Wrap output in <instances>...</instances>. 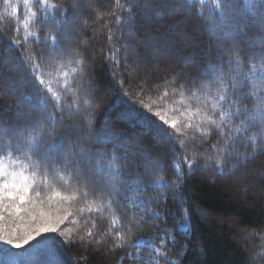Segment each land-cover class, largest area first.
Listing matches in <instances>:
<instances>
[{
	"label": "snow or ice",
	"instance_id": "obj_1",
	"mask_svg": "<svg viewBox=\"0 0 264 264\" xmlns=\"http://www.w3.org/2000/svg\"><path fill=\"white\" fill-rule=\"evenodd\" d=\"M22 2L26 34L13 26L8 44L0 36V96L8 88L17 101L11 115L0 111V264H63V243L104 255L121 250L118 264H175L176 235L186 236L191 223L179 195L185 176L211 169L242 183L244 166L264 154V0H114L107 12L93 0ZM4 5L5 22L18 24V7ZM205 12L210 43L197 64L173 47L176 29L162 17L204 20ZM100 21L107 32L100 52L118 85L110 108L139 126L134 138L98 119L88 71L97 53L84 33L96 35ZM41 22L56 34L41 41L27 31ZM177 60L200 74L169 73ZM169 215L172 228L161 227ZM6 219L26 222L23 234L5 229ZM66 221L77 227L61 241ZM146 229L151 238L137 235ZM247 264H264V249H251Z\"/></svg>",
	"mask_w": 264,
	"mask_h": 264
},
{
	"label": "trees",
	"instance_id": "obj_2",
	"mask_svg": "<svg viewBox=\"0 0 264 264\" xmlns=\"http://www.w3.org/2000/svg\"><path fill=\"white\" fill-rule=\"evenodd\" d=\"M9 2L18 7L19 14L15 19L19 23L17 24L15 20L12 24L5 22L6 13H10L11 9H6L4 0H0V36H2L5 44L9 43V39L13 35V26L20 28L21 37L26 34L23 22L28 15V9L24 7L22 0H9ZM31 2L34 3V0ZM210 2L211 0H206V3L210 4ZM59 3L64 6L69 3V0H59ZM93 3H99L100 11L107 12L114 0H93ZM208 15L205 12L204 20L199 19L196 15L187 14L162 17L165 25L173 26L170 22L177 24L171 41L173 47L182 49L186 53V58L196 59L197 64L201 63V58L197 54L208 49L210 40L207 32H197L192 27L205 26ZM188 17L193 18L195 24L183 25L182 23ZM88 18L89 20L94 19V14L89 15ZM107 18L106 16L105 19ZM103 23L104 21H100L95 25L98 29L96 35L87 30L84 33L89 38V51L97 53L96 60L88 71L95 82L100 97L98 119H107L114 128L119 129L122 136L134 138L139 135V126L122 122L118 118V110L110 108V89L113 86L118 87V85L113 84L109 67L103 59V53L100 52L107 42L106 30L100 31L103 28ZM27 31L39 32L41 41L46 35L56 34L51 24L43 22ZM16 54L20 55L19 52ZM213 55H215V49H213ZM167 59L163 57L162 62L167 61ZM173 69L189 73L192 76L200 74L197 69L184 67L183 61L180 60L175 61L172 68L167 71L171 73ZM4 89L8 92L0 96V111H3L7 117L12 114L17 101L10 94L8 88ZM74 139L69 138L67 143H71ZM145 141L149 147L154 145V141L150 138L146 137ZM51 142L48 141V143ZM107 147L111 148L112 145ZM156 147L159 146L156 145ZM256 161L258 163H255ZM244 167L247 170L248 168L251 169L256 175L249 173L247 179L243 180L242 183H234L232 177L229 176H218L211 169L196 168L190 175L185 176L179 195L184 199V206L190 213L191 223L189 233L186 236L179 233L176 235V245L170 252V257L175 261V264H247L251 249H264V182H262L264 181V154H258L249 160ZM171 175L169 170L168 176ZM260 175L262 176L259 179ZM151 195L153 193H148V196ZM168 195L171 197L172 193L169 192ZM168 207L176 210V205L172 203L171 199L168 201ZM176 219H179L178 213ZM6 226L8 229L17 227L20 234H23L26 222L17 221L13 223L6 219L3 222V227ZM172 226V215H169L166 224L161 222L163 228L171 229ZM61 227L64 229V235L57 238L66 241L69 234L73 233L77 226L66 221ZM158 234L162 235V233ZM137 235L151 238L152 233L150 229H146ZM32 243L35 244L36 242L33 241ZM61 252L60 259L63 264H118L120 258L125 256V252L121 250H118L114 255H104L103 252L94 251L91 247L84 248L79 245L70 247L66 243L62 244ZM141 255H146V253H141ZM124 264H133V262L125 258Z\"/></svg>",
	"mask_w": 264,
	"mask_h": 264
},
{
	"label": "rangeland",
	"instance_id": "obj_3",
	"mask_svg": "<svg viewBox=\"0 0 264 264\" xmlns=\"http://www.w3.org/2000/svg\"><path fill=\"white\" fill-rule=\"evenodd\" d=\"M170 16H172V15H170ZM170 23H172V25H174V27L176 28V26H177V24H175V22L173 23V22H170ZM183 25H185V26H190V25H192V24H195V21H194V19L193 18H191V17H188V18H186V21H184V23H182ZM198 25V24H197ZM195 31H197V32H203V33H206L207 32V30H206V28H205V26H193L192 27ZM79 37H80V34H76V35H74L72 38H71V43L69 44V45H74V44H76L77 43V41H78V39H79ZM68 45V46H69ZM69 47H71V46H69ZM167 58V57H166ZM16 73H13V75H15ZM3 92H4V94H7L6 92H8V91H6V89H3ZM78 135V133H76V132H73V133H69L68 134V139L70 138H75L76 136ZM68 142V141H67ZM66 142V143H67ZM255 163H258L257 161L255 162ZM251 169H249L248 168V173H254L253 171H251ZM254 175H256V173H254ZM261 176L262 175H260V177H258L259 179L261 178ZM201 211V210H200ZM5 229H8L7 228V226L5 227ZM73 232H74V230H73Z\"/></svg>",
	"mask_w": 264,
	"mask_h": 264
}]
</instances>
